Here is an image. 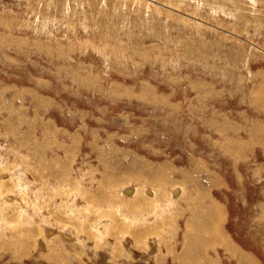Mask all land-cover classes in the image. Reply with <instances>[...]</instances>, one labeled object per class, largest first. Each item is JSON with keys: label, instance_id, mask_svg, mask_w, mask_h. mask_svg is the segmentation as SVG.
I'll return each mask as SVG.
<instances>
[{"label": "rangeland", "instance_id": "rangeland-1", "mask_svg": "<svg viewBox=\"0 0 264 264\" xmlns=\"http://www.w3.org/2000/svg\"><path fill=\"white\" fill-rule=\"evenodd\" d=\"M0 264H264V0H0Z\"/></svg>", "mask_w": 264, "mask_h": 264}, {"label": "crops", "instance_id": "crops-1", "mask_svg": "<svg viewBox=\"0 0 264 264\" xmlns=\"http://www.w3.org/2000/svg\"><path fill=\"white\" fill-rule=\"evenodd\" d=\"M186 246V245H185Z\"/></svg>", "mask_w": 264, "mask_h": 264}]
</instances>
